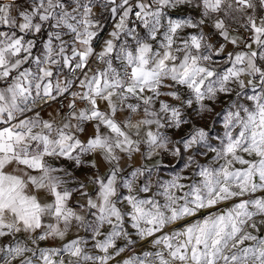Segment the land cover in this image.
<instances>
[{"label": "snow or ice", "instance_id": "snow-or-ice-1", "mask_svg": "<svg viewBox=\"0 0 264 264\" xmlns=\"http://www.w3.org/2000/svg\"><path fill=\"white\" fill-rule=\"evenodd\" d=\"M0 264H264V0H0Z\"/></svg>", "mask_w": 264, "mask_h": 264}, {"label": "crops", "instance_id": "crops-1", "mask_svg": "<svg viewBox=\"0 0 264 264\" xmlns=\"http://www.w3.org/2000/svg\"><path fill=\"white\" fill-rule=\"evenodd\" d=\"M86 171H88V169H82V170H80V171L77 172V175H81L82 172H86Z\"/></svg>", "mask_w": 264, "mask_h": 264}]
</instances>
